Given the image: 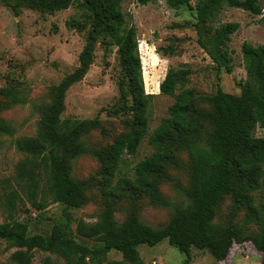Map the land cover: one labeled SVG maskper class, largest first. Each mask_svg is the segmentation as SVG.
Returning a JSON list of instances; mask_svg holds the SVG:
<instances>
[{
	"label": "trees",
	"instance_id": "16d2710c",
	"mask_svg": "<svg viewBox=\"0 0 264 264\" xmlns=\"http://www.w3.org/2000/svg\"><path fill=\"white\" fill-rule=\"evenodd\" d=\"M123 0H0L13 14L20 9L54 13L75 5L85 12L81 22L73 21L71 28L87 29L77 67L50 90V101L39 110L37 132L32 137L15 141L24 160L16 166V175L29 203L38 210L44 204L37 200L39 193L67 210L87 203V183L72 176V162L85 153L101 165L105 182L110 185L119 172L124 155H135L143 139L152 148L149 156L134 168V179L118 178L121 189L136 186L145 192L152 204L171 207L168 221L160 227L143 223L137 215L115 221L109 210L92 225L79 222L77 232L92 241V246L78 242L71 234L70 217L63 223H53L46 235L29 234L28 223L16 220L11 213L12 192L6 199L8 220L0 224V239L16 247L11 260L15 264H30L33 250L48 252L66 264H99L110 251L118 252L122 260L108 264H142L138 247H153L163 240L185 255L184 264L191 260V250L206 251L213 259L223 260L233 243H252L264 264V220L252 206L251 193L264 181V137L255 136L256 129L264 130V43L253 46L243 42L240 53L246 73L239 95L217 89L212 95L199 99L186 87V69L168 70L158 84L161 95L173 97L167 116L150 132L149 107L153 94H146L141 74L136 28L128 13L121 11ZM139 5L157 0H135ZM170 8H189V0H164ZM261 0H205L206 6L196 19L198 44L215 63L218 71L230 72L229 59L223 52L229 36L238 24L227 23L213 35L203 27L212 22L222 6L241 9L260 16L264 26ZM96 44L105 54L116 50L119 67L117 76L118 100L109 115L121 117L123 130L113 142L96 150L88 146V134L100 128L98 118L62 119L65 93L79 82L93 62ZM174 49L164 48V56L174 55ZM228 62V63H227ZM6 97L15 96L9 89L0 90ZM11 101V100H10ZM10 101L0 104V110ZM0 132L10 133L11 127L0 118ZM187 155V182L182 189L183 204H172L159 191L168 168L177 163V155ZM43 181V182H42ZM44 183L40 191V183ZM229 196L234 210L246 209V220L260 225L255 234L246 235L243 227L232 221L216 223L214 219L224 198ZM254 219V220H251Z\"/></svg>",
	"mask_w": 264,
	"mask_h": 264
},
{
	"label": "rangeland",
	"instance_id": "374dc122",
	"mask_svg": "<svg viewBox=\"0 0 264 264\" xmlns=\"http://www.w3.org/2000/svg\"><path fill=\"white\" fill-rule=\"evenodd\" d=\"M264 10V0L260 1ZM189 8H170L164 0L139 5L135 0H123L121 11L131 16L136 28L138 54L144 92L153 94L149 107L150 132L167 116L173 97L161 95L158 84L170 69L188 71L186 87L197 95L199 104L207 108L200 98L212 95L217 89L239 95L240 85L246 78L240 47L243 42L253 46L264 43V26L260 16L241 9L222 6L212 22L204 24V31L213 35L227 23L238 24V29L229 36L223 52L229 59L230 72L217 70L215 63L198 44L196 15L205 6V0H189ZM83 9L72 5L54 13H41L22 8L13 14L0 3V90L9 89L15 96L0 94V104L10 100L9 106L0 110V118L11 127L10 133L0 132V224L7 221L6 199L15 192L12 216L28 223L29 234L49 233L53 223H63L70 217V232L81 243L92 246V241L77 232V225L94 224L99 216L109 210L115 221L122 222L131 215L151 227L165 224L172 212L171 207L152 204L136 186L121 189L115 183L118 178L134 179L136 164L152 152L147 139H143L135 155H124L119 172L110 185L105 182L100 163L89 153L76 158L72 163V176L87 183V203L77 209L67 210L64 205L54 203L49 197L38 194L37 200L44 204L38 210L32 206L22 191L23 181L16 175L17 164L25 156L16 149L15 141L21 137L36 135L39 110L50 101V90L78 65V56L85 43L87 29L71 28L73 21L81 22ZM174 49L172 56H164V48ZM105 54L96 44L93 62L83 78L69 87L65 93V109L62 119L82 120L98 118L100 128L86 137L88 146L102 149L110 145L114 137L123 130L121 117L109 115L117 104L116 78L119 67L116 50ZM255 136L264 137V130L256 129ZM177 163L170 167L160 182L159 191L172 204H183L182 189L187 182V155L178 153ZM43 182V181H42ZM40 183V191L44 183ZM252 206L264 220V181L251 193ZM246 209L234 210L232 200L226 196L218 208L216 223L232 221L243 227L246 235L258 232L260 225L246 220ZM254 220V219H251ZM18 250L0 239V264H15L12 254ZM142 264H184L185 255L170 246L167 240L148 247L139 246ZM206 251L191 250L188 264H260L261 255L251 242L233 243L221 261L213 259ZM122 260L118 252L110 251L99 264ZM30 264H66L48 252L33 250ZM96 264V263H89Z\"/></svg>",
	"mask_w": 264,
	"mask_h": 264
}]
</instances>
